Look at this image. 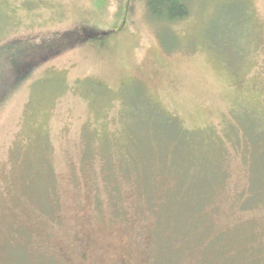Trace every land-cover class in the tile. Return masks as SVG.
Wrapping results in <instances>:
<instances>
[{"label":"rangeland","instance_id":"1","mask_svg":"<svg viewBox=\"0 0 264 264\" xmlns=\"http://www.w3.org/2000/svg\"><path fill=\"white\" fill-rule=\"evenodd\" d=\"M188 2L0 0V264H264V0ZM146 104L210 183L143 144Z\"/></svg>","mask_w":264,"mask_h":264},{"label":"trees","instance_id":"2","mask_svg":"<svg viewBox=\"0 0 264 264\" xmlns=\"http://www.w3.org/2000/svg\"><path fill=\"white\" fill-rule=\"evenodd\" d=\"M142 1L145 2L150 17L153 19V21L155 20L156 22L176 24L177 22L183 21L190 16L191 7L188 0H142ZM91 35L93 38L95 37L93 36V34ZM69 46L66 41L65 45H62L61 43V45L59 44V46H55L54 44L46 47H32L31 49L30 48L13 49L12 47L10 48L13 50L14 57L15 55H18V58H21L22 61L26 57H30V55L32 56L39 55V58L42 61L51 55L62 52V50L68 48ZM28 50L30 51V54H28ZM14 64L16 63L14 62ZM32 67H34V65ZM32 67L31 65H28V68L26 70H22V68L19 65L16 66V68L18 69L17 71H19L18 73H26L25 71L28 72ZM25 75H27V73ZM26 77L27 76H25L24 78ZM24 78L19 76L18 80ZM2 97H0V100L2 99ZM149 107L150 105L147 106L146 104L147 116L150 118L147 117L148 121L147 118H144L146 120L143 121V124L140 126V133L142 134L141 131H145L143 144H145L149 149L155 147L160 156L164 155L166 151L170 149L168 148V146L173 147L175 150V152L173 153L174 156L173 160L177 163L176 167L180 169L182 176L186 178L185 179L186 182L188 181L189 183L192 184L193 182H196L195 186L197 187H202L210 183L211 179L215 175H212L211 179L205 180L202 177V171L200 170L201 164H199L196 160L194 161L195 162L194 166L188 164L189 158H195L199 154H202L201 152L204 151L206 146L202 145V143H199L198 141L193 140L194 135L189 131L185 130L176 119L173 120L166 119L163 116V114L158 113L156 111V108L154 107L149 108ZM148 108H149V112H148ZM149 133H151V136H149ZM205 144L209 147L208 143ZM210 155L212 157V154ZM47 166L50 173L49 183L55 185V177H54L55 172L53 171L52 168H50L48 163ZM108 169L109 167H106L105 169L106 170L105 178L103 174L104 181L105 179L106 180L109 179L111 176ZM148 172L149 170L147 171L145 168L144 169L142 168L141 178L143 177V180L149 179ZM190 172H196L194 174L195 176H190ZM202 178L203 180L201 183L200 179ZM104 188L107 190L105 186ZM191 190H193V188ZM53 195L55 199V186H54Z\"/></svg>","mask_w":264,"mask_h":264},{"label":"flooded vegetation","instance_id":"3","mask_svg":"<svg viewBox=\"0 0 264 264\" xmlns=\"http://www.w3.org/2000/svg\"><path fill=\"white\" fill-rule=\"evenodd\" d=\"M90 34H91V33H90ZM24 60H25V59H23V62H24ZM23 66H24V67H21V68L24 69V70L28 67L27 64H24Z\"/></svg>","mask_w":264,"mask_h":264}]
</instances>
